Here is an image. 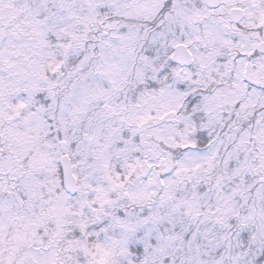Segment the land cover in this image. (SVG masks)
Instances as JSON below:
<instances>
[{
	"label": "clouds",
	"instance_id": "1",
	"mask_svg": "<svg viewBox=\"0 0 264 264\" xmlns=\"http://www.w3.org/2000/svg\"><path fill=\"white\" fill-rule=\"evenodd\" d=\"M167 3L168 0H0V241L13 259L11 249L17 232L42 211L55 215L63 210L64 232L53 235L52 225L38 235L29 234L23 252L52 257L56 264H77V260L90 264L93 257L80 252L81 245L96 253L94 246L100 244L119 256L120 245L113 244L111 227L107 235L87 234L99 223L97 216L106 222L105 226L112 225L116 209L126 211L133 227L142 218L141 210L166 218L182 199L190 202L193 211H215V216L199 217L204 221L200 232L206 236L193 242L192 248L197 244H219L225 264L229 237L235 255L242 259L235 237L238 228L229 226L236 212L252 217L248 224L254 235L259 236L264 229V123L253 121L243 133L238 132L228 118L232 109L226 102V93L216 96V89L226 85L213 84L206 70L197 75L199 61L191 64V77L171 71L167 79L158 75L169 55L174 54L178 61L190 59L186 49L169 47L181 36L191 42L196 52L204 50L205 33H210L218 38L212 47L224 57L233 56L239 48L222 41H232L234 37L239 41L241 33L251 42L264 39V9L256 7L261 0H171L169 8L163 10ZM99 6H103V12ZM49 13L55 14L59 22L43 23ZM257 29H261L258 35ZM147 48L155 54L146 61L143 57ZM65 52L76 62L66 61ZM50 63L61 64L54 78ZM177 67L189 65L178 63ZM178 79L186 82L187 98L176 92ZM49 83L54 85L52 99L63 106L69 125L76 121L82 128L81 135L87 132L95 137L93 148L103 150L110 139L126 132L134 140L129 148L136 150L116 154L109 149L103 153L110 164L107 171L92 170L91 175H86L77 167L79 180H73V169L69 167L62 182L55 168L67 162L61 159L65 146L49 147L42 131H29L37 124L31 115L36 110L31 102L33 89L39 87L47 92ZM193 96L200 98L196 110L204 114L196 125L197 132L204 125L203 139L193 132L191 109L187 108ZM19 103L27 106L17 108ZM25 134L33 139L23 142ZM241 135L246 144L240 146V160L233 158V167L247 160V170L229 183L227 177L232 175V169L226 173L223 161L228 152L235 153ZM145 161L153 166L148 168ZM112 166L120 169V176L130 174V179H116ZM178 169L180 173L176 175ZM162 178L164 184L160 183ZM89 181L103 190L84 188ZM63 196L72 199L65 200ZM84 199L96 200V211H91L89 204L86 216L80 214ZM217 218L220 223H216ZM187 219L193 225L197 223L191 216ZM82 221L87 229L75 238L80 242L76 244L71 230ZM120 231L116 229L117 236ZM160 244L180 247V242L168 234ZM201 250L207 260V252ZM184 253H188L187 241Z\"/></svg>",
	"mask_w": 264,
	"mask_h": 264
},
{
	"label": "snow or ice",
	"instance_id": "2",
	"mask_svg": "<svg viewBox=\"0 0 264 264\" xmlns=\"http://www.w3.org/2000/svg\"><path fill=\"white\" fill-rule=\"evenodd\" d=\"M171 5V0L163 6V10H167ZM175 7V6H174ZM256 7L264 9V0ZM101 12L104 11L103 6H99ZM46 11H48L46 9ZM59 22V18L52 13H49V18L44 20L45 24H55ZM261 29H257V35ZM164 36V33H160ZM207 42L203 45L204 50L198 49L196 52L191 47V42H185L183 36L169 45L171 49H186V56L189 60L178 61L177 57L172 54L167 58L166 63L162 64L158 75L167 79V73L179 75L180 72H184L187 76L193 75L190 70L192 63L200 62V72L197 75L207 72L208 79L217 85H226V87H220L216 89V96L222 93H226V102L231 106L232 111L228 114V118L231 124L237 127L238 132L243 133L244 129L249 128V125L255 121L258 125L264 123V39H257L255 42L248 40L247 36L241 33L239 41L234 37L232 41H222L226 46H231L235 43L239 51L235 52L231 57H224L218 54L216 49L212 47L217 37H213L210 33H205ZM51 40L52 37L50 36ZM71 46L69 45V48ZM152 48L145 49L144 59L147 61L154 55ZM65 60L70 63H75L76 60L69 56L68 52L64 54ZM79 57H76L78 59ZM187 64V68H178L177 64ZM251 70H249V66ZM52 69L53 78L55 73L61 69V64L55 65L49 64ZM153 71H156L154 68ZM235 72V76L233 73ZM227 77V79H225ZM47 78L45 73L44 79ZM186 82L184 79H178L175 83L176 92L185 98L188 93L185 91ZM54 85L49 83L47 92L39 87L33 89L34 95L31 96V102L35 106V112L31 115L37 122L35 129H29V131H42L45 140L48 142L49 147L54 145H64V151L61 155L62 160H66V163H58L55 168L56 175L63 182L65 176H67L68 169H73L72 179L79 180L75 169L79 167L80 172L86 175H91L92 170H105L110 167L109 162L104 156V152L111 149L116 154L128 153L135 151L134 147L129 148V145L134 144V140L128 137L126 132L114 139H110L104 146L103 150L99 147L93 148L92 142L95 139L94 136L89 135L87 132L82 133L81 126L73 121L71 126L64 114V108L54 102L52 96ZM199 97L193 96L192 100L188 103L187 108L191 109V120L193 132H197V123L204 115L196 110V106L199 103ZM207 99V97H205ZM3 100V94L0 93V101ZM27 105L19 103L17 108H25ZM187 110V109H186ZM257 110L260 115L257 116ZM0 115H3L0 113ZM162 118V117H161ZM7 119H13L12 116H8ZM211 122V119H210ZM247 122V123H245ZM135 134L133 133V136ZM197 135L200 139L204 137V125L200 126ZM33 137L29 135L23 136V142L27 143ZM235 139V138H233ZM143 142V141H141ZM208 143L207 140L204 141ZM98 143V142H97ZM246 144L244 135H241L239 145L236 147L235 153L228 152L224 159L225 171L232 169V175L227 177L229 183L236 178L239 174H243L247 169V160L239 164V167H233V158L236 161L240 160V146ZM178 147L184 148L187 145H178ZM195 147V145H192ZM215 153H213V156ZM76 157L74 159L73 157ZM148 168L153 165L145 161ZM116 171V179L120 181H126L130 179V174L120 176V169L112 166ZM133 168V165H129ZM180 170L176 171V175H179ZM109 180L112 177H107ZM223 180V178H222ZM221 180V182H222ZM161 184L165 181L162 178ZM63 186V185H62ZM120 185H116L119 187ZM219 186V182H218ZM86 189H91L93 192H101V187L94 186L91 181L83 185ZM33 192L29 189V195ZM243 198V197H242ZM63 199L70 200L71 197L63 196ZM99 199V197H97ZM195 200V196L193 197ZM20 203L23 204L21 198ZM80 214L82 216L87 215V206L92 205L91 211H96V200L84 199L81 202ZM110 203V201H105ZM192 205L187 199H182L167 217H161L156 213L148 214L143 213L141 210L142 218L137 220L136 226H130L131 221L127 219V213L125 210L116 209L115 214L112 216V225H106L99 216L97 220L99 223L93 225L91 230L87 231L89 236L99 237L101 233L107 235L109 228H112L111 239L113 244H119V256L116 255L114 250L104 248L100 244H96V253H92L87 246L81 245L79 251L85 256L91 255L93 259L90 264H225L224 257H220L221 245H213L211 243L207 245H199L195 249L192 248L193 242H198L206 234L200 232V224L204 221L199 217L204 215L205 218L209 216H215V211L209 210V212H203V210L193 211ZM177 209H181L180 212ZM187 209V210H184ZM231 211V209H229ZM55 211V210H53ZM191 216L197 221L195 225L187 217ZM252 217L242 214V211L236 212L234 219L229 220V226H236L238 231L235 233L236 240L239 242L238 247L242 253V259L240 256L235 255V250L231 245V237L228 238L229 244L227 248L228 260L227 264H264V229H261L260 235H254V230H250L248 221ZM216 223H220V219H216ZM2 224V222H0ZM65 221L63 219V210L56 212L55 215L52 212H44L37 214L33 219L29 220L27 224L23 226V231H18L15 237V244L11 249V252L15 255L13 259L12 255H9L2 247V241H0V264H56V260L52 257H40L34 255L31 252L24 253L23 249L28 245L27 237L29 234L35 236L40 231L47 230V227L54 225L55 232L53 235H61L64 232ZM150 225V226H148ZM148 226V227H146ZM119 228L120 234L116 235V229ZM87 225L82 221L76 228L71 230V236L74 238V242L79 244V240L75 239L85 232ZM98 229V230H97ZM168 234L169 237L175 241L180 242V247L176 248L175 245H169L163 247L160 241L164 239V235ZM191 237V239H189ZM187 241L188 253H184V242ZM72 243V241H70ZM202 248L205 249L208 255V259L204 260L203 256L205 252H202ZM247 249V251H245ZM67 251H71L68 249ZM39 250H37V253ZM213 252L215 253L213 255ZM184 253V255H181ZM189 253H192L189 256ZM99 254L100 258L96 259V255ZM7 256V259L4 257ZM220 257V259H216ZM71 260V257H68ZM63 264V262H61ZM77 264H81L77 260Z\"/></svg>",
	"mask_w": 264,
	"mask_h": 264
}]
</instances>
